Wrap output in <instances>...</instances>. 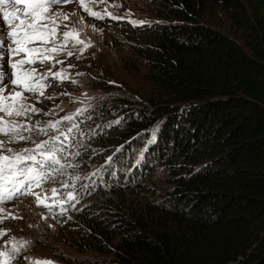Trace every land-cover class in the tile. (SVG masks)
<instances>
[{
	"label": "trees",
	"instance_id": "obj_1",
	"mask_svg": "<svg viewBox=\"0 0 264 264\" xmlns=\"http://www.w3.org/2000/svg\"><path fill=\"white\" fill-rule=\"evenodd\" d=\"M162 3L146 87L108 99L80 150L97 189L73 245L102 264H264V0Z\"/></svg>",
	"mask_w": 264,
	"mask_h": 264
},
{
	"label": "rangeland",
	"instance_id": "obj_2",
	"mask_svg": "<svg viewBox=\"0 0 264 264\" xmlns=\"http://www.w3.org/2000/svg\"><path fill=\"white\" fill-rule=\"evenodd\" d=\"M164 1L82 0V6L81 0H68L50 6L49 15L58 14L56 18L61 24L54 43L37 41L28 47L59 46L64 40L62 33L73 29L84 43L76 44L75 38H70L67 46L58 53L40 54L54 57L52 60L24 66L29 70L35 68L47 77L42 81V85L47 87L43 88V96L24 92L26 104L39 111L12 119L35 127L31 132H23L30 139L7 144L6 147L13 151L6 154L28 155L24 149H33L35 144L45 140L58 149L62 148V151L57 152L59 165L25 161L20 167L32 169L31 177L25 174L13 177L7 184L0 182V195L8 196L0 203V232L5 233L0 235V264H37L43 261L51 264L103 263L95 253L80 252L73 245L72 226L81 211L78 209L83 201L81 192L97 189V182L92 180L94 165L88 160L78 161L80 150L87 147L91 135L101 130L111 118L110 112L107 116L100 114L108 99L129 90L141 93L146 87L149 58L143 48L152 45L155 31L159 29L157 23L163 21L162 15L166 13ZM6 7L9 11L24 10L25 5L9 4ZM91 12L99 15L94 17ZM64 15L67 20L63 19ZM215 17L224 20L221 13ZM7 31L9 29L0 12V41L5 46L11 43ZM69 51L73 53L71 56L67 55ZM0 52L4 53L0 56V73L5 74L7 95L13 91L10 83L13 58L7 54L6 47L0 48ZM23 55L14 59L19 60ZM57 72L67 79L53 78L51 74ZM66 116H72L73 120H65ZM57 121L60 122L58 129L48 128V124ZM69 127H73V131L66 139L60 133L67 134ZM40 128L46 132H39ZM52 137H59V140L52 141ZM0 139L6 138L0 136ZM33 154L37 155L38 161L42 160L38 153ZM4 187L9 191L4 192ZM53 189H56L55 193ZM69 194L74 199H69ZM37 195L49 207L39 204Z\"/></svg>",
	"mask_w": 264,
	"mask_h": 264
},
{
	"label": "snow or ice",
	"instance_id": "obj_3",
	"mask_svg": "<svg viewBox=\"0 0 264 264\" xmlns=\"http://www.w3.org/2000/svg\"><path fill=\"white\" fill-rule=\"evenodd\" d=\"M66 2H68V0H0V12H2L3 21L9 29L6 35L11 41L7 46L4 45L3 41H0V48L6 47L7 54L13 58L10 65L13 69V78L10 81L13 86V91L7 95H5V92H7V85L4 84L5 74L0 73V136L6 138L0 139V182L3 184L10 183L13 177L23 176L25 174L29 177L32 176V169L24 170L20 167L25 161H34L38 164L47 166L60 164V159L57 158V152L62 151V148L58 149L55 144L50 143L48 140L35 144V148L33 149H24V153H28V155L22 153L8 155L6 153H12L13 150L6 147V145L30 139V137L23 135V132H31L35 126L28 127L26 124L12 119V117H27L29 112H38L39 109L26 104L24 92L38 93L40 96H43V88L47 87V85H42V81L47 77L38 73L35 68L29 70L24 66L34 65L37 62L43 64L52 60L54 57L40 54L58 53L67 46L70 38H75L76 44L84 43L82 40L78 39L79 34L73 29L62 33L64 40L59 46L51 48H42L38 46L28 47V45H35L37 41L43 44L54 43V38L57 36L61 24L56 18L58 14L49 15L50 6ZM9 4H23L25 8L24 10L14 9L13 11H9L6 7ZM82 6H84L83 2ZM90 14L94 17L99 15L96 12H91ZM63 19L67 20L68 17L64 15ZM64 27H67V25H64ZM21 54H24L21 59H14V57ZM72 54L73 53L70 51L67 52L68 56ZM2 55H4V53L0 52V56ZM57 63H62V61H57ZM51 75L53 78L67 79V77L62 76L59 72L52 73ZM64 119L71 121L73 117L66 116ZM59 123V121L50 123L48 124V128L58 129ZM73 127H75V125H73ZM73 127L68 128L67 134L61 132L60 135L65 136L67 139L68 134L73 131ZM39 132L43 133L46 132V130L40 128ZM51 140H59V137H52ZM33 153H38L42 157V160L38 161L37 155ZM3 191L8 192L9 190L4 187ZM52 191L55 193L56 189ZM30 194L36 195L35 193ZM68 198L74 199L71 194H69ZM6 199H8V196L0 195V203H3ZM37 202L43 204L45 207H49L39 195H37ZM0 211H2V209H0ZM4 234L5 233L0 232V235ZM37 264H51V262L43 261L37 262Z\"/></svg>",
	"mask_w": 264,
	"mask_h": 264
}]
</instances>
